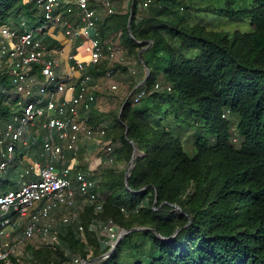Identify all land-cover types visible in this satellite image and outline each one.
<instances>
[{
  "label": "trees",
  "instance_id": "16d2710c",
  "mask_svg": "<svg viewBox=\"0 0 264 264\" xmlns=\"http://www.w3.org/2000/svg\"><path fill=\"white\" fill-rule=\"evenodd\" d=\"M140 2L131 31L132 3L124 11L116 1L117 12L104 15L99 26L102 40H122L137 58L144 50L150 68L148 96L139 104L131 98L111 122L115 140L122 143L115 156L130 161L137 149L138 157L129 186L125 172L105 169L97 178L107 195L105 208L97 213L89 206L96 214H110L108 220L125 229H146L129 232L109 257L94 264H264V0H152L149 14L139 18ZM29 4L0 0V23L19 25ZM203 13L249 19L253 29H212L202 22ZM38 17L41 23V12ZM49 42L51 48L57 43ZM104 68H110L107 59L91 72L96 77ZM157 82L164 88L156 90ZM2 86L11 87L6 77ZM8 96L0 90L2 122L11 113ZM165 118L204 121L213 142L200 137L192 157L162 123ZM88 122L101 125L95 116ZM14 187L3 185L0 193ZM66 227L61 239L76 246L77 226ZM89 238L93 242L96 237L89 233ZM53 247L34 249V264L69 260L58 244ZM87 255L84 251L89 261ZM0 264L20 263L12 258Z\"/></svg>",
  "mask_w": 264,
  "mask_h": 264
},
{
  "label": "built area",
  "instance_id": "2783aa9c",
  "mask_svg": "<svg viewBox=\"0 0 264 264\" xmlns=\"http://www.w3.org/2000/svg\"><path fill=\"white\" fill-rule=\"evenodd\" d=\"M25 1L40 8L43 21L39 26L28 30V22L17 26L0 23V90L9 93L11 111L4 122L0 116V176L22 169L18 182L12 184L15 187L0 193V260L6 263L18 260L23 247L36 237L50 246L60 243L56 215L61 211L63 226L74 223L79 234H86L87 227L72 211L83 198L97 213L103 212L107 195L100 191L95 173L103 165L115 163L116 150L122 145L121 141L107 140L106 126L92 125L86 118L98 104L91 68L104 59L124 61L125 47L113 39L102 40L99 32L103 16L117 12L116 0ZM151 3L144 0L140 10L148 9ZM62 32L72 43L66 57L58 35ZM50 39L57 42L53 48ZM141 62L137 58L131 65V75L138 74ZM144 72L146 77L149 72L145 66ZM116 74L111 66L104 75L114 92L120 88ZM4 77L10 89L2 86ZM163 88L161 82L156 83V90ZM148 93L145 84L141 85L132 96L134 103H141ZM84 139L100 146L102 153L90 160L88 168L79 161ZM32 147L40 157L29 160ZM3 185L0 181V188ZM122 212L129 214L125 206ZM89 230L96 228L91 225ZM104 233L102 245L109 248L107 257L128 233L113 220L106 224ZM86 261L76 258L74 264Z\"/></svg>",
  "mask_w": 264,
  "mask_h": 264
},
{
  "label": "rangeland",
  "instance_id": "374dc122",
  "mask_svg": "<svg viewBox=\"0 0 264 264\" xmlns=\"http://www.w3.org/2000/svg\"><path fill=\"white\" fill-rule=\"evenodd\" d=\"M116 1L117 4L120 3L122 5L124 11H129L131 7V3H133L131 0H116ZM197 1L201 2L202 0H197ZM214 1L217 2L218 0H214ZM219 1L222 2L224 0H219ZM234 1H237V3L247 2V0H234ZM142 2H144V0H141L140 5ZM250 2L251 0H248L246 4ZM27 10L29 11V13H23L17 19V23L22 24V22H28L26 28H28V30H32L34 27L39 26L41 24L40 19L38 17L40 13V8L37 6L35 2H31ZM149 12H150L149 8L141 9L139 11V18L148 15ZM202 16H203L202 22L204 24H207L208 27L212 29L225 30L228 32H234L236 30L250 32L253 29L252 22L249 19L243 21L230 20L228 17L220 16L214 13H209V14L203 13ZM58 35L63 40L62 43L64 44L65 48L68 47L65 51V57H66L72 43L68 41L67 36L65 35L64 32ZM113 40H114L113 42L116 44L120 43L122 45L123 43V41L119 39H113ZM80 52H81V56H83L84 51L80 50ZM87 58H89L88 55ZM136 59H137V55L129 54L126 51L124 61L122 63H116V62L111 63L108 60L109 66L110 67L113 66V68L117 72L115 77V82H117L120 85L118 91L115 92L112 91L111 83L106 78H104V75L107 72V68L101 69V71L97 72L98 75L95 77L96 91L98 94V104L94 107V110L92 112L86 114V118L89 119L95 116L101 120V125L106 126L108 129L109 136L107 137V140L116 141L115 140V138L117 137L116 134L111 132V122H113L114 118L119 113L121 115V111L125 101L145 77V72L143 71L142 67H138L139 72L137 75L130 74V67ZM230 118L233 122L237 123L238 117L236 115H231ZM162 123L169 126L173 131V133L182 139L185 151L192 157H194L197 154L196 142L200 137L206 136L209 138L210 142H213L212 133L208 131L207 128L204 127L203 125L204 121L183 120L182 122L181 121L178 122L175 121L174 118H165L162 121ZM235 129L236 128L234 125L233 127L234 132H236ZM236 143H239V138ZM87 145H89L90 148L86 147L84 150L82 149L79 156V161L80 163H82V166L84 168L89 167V162L92 158L102 154L100 146L99 147L96 146V144L92 143L91 141H89L88 144H86V146ZM32 148L33 151H36L35 147ZM131 160L130 161L122 160L119 158V155L117 153L115 163L111 165H103L102 167H100L99 171L95 173V177L98 178V176H100L105 169L107 170L110 168L126 173L128 171ZM21 170H22L21 167L12 169L10 171L9 176L8 175L0 176V181L4 183V185L17 183ZM63 214L64 212L61 211L56 215V230L58 231L59 235H61V233L66 234L69 230V227L63 226L61 224V218ZM72 214L76 216L77 219L80 220L87 227L88 232H86L84 236H82L79 233H75L76 240H78L79 242L76 244V246L73 247H69L67 244H65L63 239H61L60 237V243H58V245L63 250H65V254L69 258V260L65 261L64 264H74V260L76 258L84 259L83 256L84 251L88 253L87 258L89 259V261L92 262L90 264L98 263L106 259L109 256V255L107 257L105 256L106 253H108L109 248L108 250L104 251L103 250L104 247L102 248V246L100 245V241L105 237L104 229L106 224L110 221V219L108 220L110 214H105V213L96 214L93 210V207H90L83 198L78 199V203L75 209L72 211ZM130 218L128 217L127 219L124 220H129ZM91 225L95 226L96 231L89 230V227H91ZM118 225L122 227L120 223H118ZM89 233L95 235L96 238L95 241H93L94 243L90 240ZM47 247L56 249L55 247L46 244L41 237H36L35 239L29 240L27 244L23 247L22 254L21 256L18 257L17 261L20 264H34L33 250L34 249L38 250Z\"/></svg>",
  "mask_w": 264,
  "mask_h": 264
},
{
  "label": "water",
  "instance_id": "95a60500",
  "mask_svg": "<svg viewBox=\"0 0 264 264\" xmlns=\"http://www.w3.org/2000/svg\"><path fill=\"white\" fill-rule=\"evenodd\" d=\"M135 4H136V0H133V3H132V11H131L130 19H129V29H130V31H131V26H132V21H133V16H134V7H135ZM151 44H152V43H151ZM151 44H150V46H151ZM143 51H144V50H142V51L140 52L139 57H140L141 61L143 62V65L145 66V68H147V70H148L149 73L147 74V76L145 77V79H144L143 81H141V82L138 84V86L133 90V92L131 93V95L127 98V100L125 101V103H124V105H123L122 111L124 110V107H125L126 103L132 98V96L134 95V93L136 92V90H137L141 85L145 84L147 78L149 77V74H150V68H149V67L144 63V61H143ZM122 111H121V113H122ZM127 133H128V132H127ZM137 157H138V150L136 149V151H135V153H134V156H133V158H132V160H131V162H130V164H129L128 171L126 172V183H127L128 186H129V179H130V176H131V170H132V169L134 168V166H135V160L137 159ZM174 206L177 207V209H178L179 211L182 212V209H181L179 206H176V205H174ZM145 229H146L145 227L132 228V229H130V230L127 229V233H129V232H131V231L145 230ZM90 263H92V262H91V261H86L84 264H90Z\"/></svg>",
  "mask_w": 264,
  "mask_h": 264
},
{
  "label": "crops",
  "instance_id": "0c3cea01",
  "mask_svg": "<svg viewBox=\"0 0 264 264\" xmlns=\"http://www.w3.org/2000/svg\"><path fill=\"white\" fill-rule=\"evenodd\" d=\"M59 38H60V37H59ZM60 39H61V38H60ZM61 40H62V39H61ZM71 46H72V44H71ZM67 48H68V47H66V49H67ZM70 48H71V47H70ZM70 48H69V50H71ZM64 59H65V58L62 59V62L65 64L66 67H70L71 64L67 61V59H66V60H64ZM139 59H140V58H139ZM135 61H136V60H135ZM135 61H134V62H135ZM134 62H133V64H134ZM143 71H144V69H143ZM88 142H89V141H87V140H85V139L81 142V147H82L83 150H84L86 147H87V148H90L89 145L86 146V144H88ZM96 146H97V145H96ZM36 157H40L39 152H38V151H36V152H35V151H34V152H31V153H30L29 160H32V159H34V158H36ZM101 243L103 244L102 240H101Z\"/></svg>",
  "mask_w": 264,
  "mask_h": 264
}]
</instances>
